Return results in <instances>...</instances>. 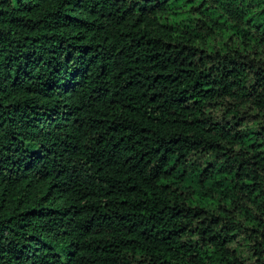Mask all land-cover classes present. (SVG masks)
I'll use <instances>...</instances> for the list:
<instances>
[{
  "label": "trees",
  "instance_id": "1",
  "mask_svg": "<svg viewBox=\"0 0 264 264\" xmlns=\"http://www.w3.org/2000/svg\"><path fill=\"white\" fill-rule=\"evenodd\" d=\"M0 264H264V0H0Z\"/></svg>",
  "mask_w": 264,
  "mask_h": 264
}]
</instances>
